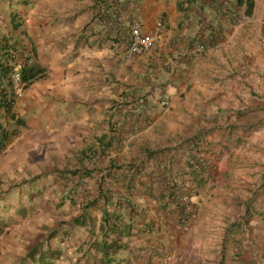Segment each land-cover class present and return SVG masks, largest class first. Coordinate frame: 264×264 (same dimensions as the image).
I'll return each mask as SVG.
<instances>
[{
	"label": "crops",
	"instance_id": "1",
	"mask_svg": "<svg viewBox=\"0 0 264 264\" xmlns=\"http://www.w3.org/2000/svg\"><path fill=\"white\" fill-rule=\"evenodd\" d=\"M251 1L248 15L247 0L242 6L226 0L239 23L220 26L216 47L194 59L173 43L194 46L217 26V8L208 0H40L37 19L34 1L23 12L22 27L34 40L40 72L67 73L75 92H84L64 115L105 122L100 139L124 153L119 160L145 161L130 198L140 218L130 228L123 264H162L163 249L170 251L167 259L181 263L186 249L195 247L197 264H232L236 256L264 264V0ZM130 20L156 31L157 40L126 62ZM165 97L170 103L162 108ZM103 107L105 114L99 113ZM110 122L119 129H110ZM193 137L216 160L201 188L180 172L188 157L186 141ZM160 172L196 189L190 225L177 222V205L156 200L152 177ZM169 211L175 218H164Z\"/></svg>",
	"mask_w": 264,
	"mask_h": 264
},
{
	"label": "rangeland",
	"instance_id": "2",
	"mask_svg": "<svg viewBox=\"0 0 264 264\" xmlns=\"http://www.w3.org/2000/svg\"><path fill=\"white\" fill-rule=\"evenodd\" d=\"M31 1L35 2L33 6L30 5ZM29 5L33 15L37 14L35 20L40 13V0H0V17L6 19L7 24L3 27L4 30L8 31V25L12 24L11 14L19 15L20 19L17 21L21 22V27L17 30L16 39L23 47L34 42L22 27L23 12ZM37 59L39 63L40 55ZM38 63L34 60L33 66L40 70ZM66 75L67 73L60 77L54 72H39L36 80L26 90L24 99L18 103L14 111L16 115L9 123L12 130L11 143L0 156V197L13 206V211L9 224L4 225L0 234V264H20L31 248L58 229H61L59 240L70 242L80 236L77 228L70 227V222L80 211L62 204L65 197L75 194L74 183L60 178L58 172L93 168L84 156L91 159V151H95V159L101 164H108L110 160H116L120 164L133 163L132 160H119V155L124 154L120 151H110L105 155L98 152L96 143L100 139L99 135L105 131V122H95L92 115L89 119L81 118L76 121L66 116L68 113L64 115L66 107L71 108L77 98H84V92L76 93L73 81L65 78ZM109 92L110 96L115 94L112 89ZM79 93L82 95L79 96ZM113 108L114 105L110 104L109 113ZM119 110L120 107L116 112ZM104 111L103 107L99 113L105 114ZM109 128L117 131L119 126L116 122H110ZM83 151L86 154H82ZM99 179L100 176L96 175L86 180L78 188L76 198L82 202L85 198L93 199L97 196ZM92 216L100 222L102 213L94 212ZM66 223L70 224V228L64 225ZM191 249L187 248L183 253L186 259L181 263L197 264L200 260L197 257L200 249ZM169 254L170 251L165 254L163 249L162 264L165 261L168 264H181L180 259H167Z\"/></svg>",
	"mask_w": 264,
	"mask_h": 264
},
{
	"label": "trees",
	"instance_id": "3",
	"mask_svg": "<svg viewBox=\"0 0 264 264\" xmlns=\"http://www.w3.org/2000/svg\"><path fill=\"white\" fill-rule=\"evenodd\" d=\"M244 2L245 0H237L239 6H242ZM252 9V1L247 0L246 13L250 15ZM0 13H2L1 10ZM11 18L12 24L8 25L9 30L6 31L3 29L7 25L6 19L0 17V53L7 54L8 50L11 48L17 49L20 44L16 37L14 38L13 36L21 27V22L17 21L20 19L19 15L12 13ZM9 72L10 70L0 71V87L3 86L5 76ZM39 72L40 70H38L37 66L24 69L23 80L27 84V89L36 80ZM3 114V106L0 105V128L4 127V130H0V156L11 143L12 139V130L9 128L10 120L7 118L3 120ZM105 140L106 137L99 139V145L97 146L98 152H101L103 155L111 151L112 142L109 141L108 145H105ZM186 145L188 157L185 168L180 172L182 173V177H190V179H193L196 187L201 188L207 181L202 177V172L194 168V160L195 154L201 151L200 146L203 144L198 137H193L186 141ZM94 152L91 151V159L84 155L88 162H90V165H93V168L85 167L74 171L65 170L58 172L60 178L74 183L75 194L65 197L62 200V204L69 205L71 208L80 211V214L70 222V227L77 228L79 231L78 235L80 236L77 240L68 242L67 240L58 239L59 235H61V229H58L55 233L51 232L44 241L31 248L20 264H123V254L127 250L128 239L132 237L130 228L140 218L136 204L131 199L137 190L134 184L135 178H139L144 172L143 165H145V161H141V163L120 164L116 160H110L108 164H101L96 161L97 154ZM82 154H86L85 151ZM147 154L149 158H153L155 153L148 152ZM153 174L154 172L151 173V175ZM96 175L100 176L97 185V196L93 199L85 198L80 202L76 198L78 188L86 180L92 179ZM160 177L161 172L156 177H152V183L158 187L159 194L156 200L167 205V202H170V200L164 192L166 183L161 181ZM33 182L35 181L33 180ZM173 182L176 181L173 180ZM4 200V198L0 197V234L3 232L4 225L9 224L11 212L13 211V206ZM164 208L165 212L167 208ZM179 210L180 208L178 207V212ZM94 212L102 213L101 220L100 222L98 221L99 223L92 216ZM174 215L177 214L171 211L165 215L163 214L164 218ZM176 218L177 222L181 224L179 217ZM70 224L66 223L64 225L69 227ZM68 234L69 232L66 235ZM70 244L75 245L71 246ZM63 247L65 248L62 249ZM65 249L66 251H64ZM78 255H81L79 259H77ZM232 264H246V262L241 256H236L232 258Z\"/></svg>",
	"mask_w": 264,
	"mask_h": 264
},
{
	"label": "built area",
	"instance_id": "4",
	"mask_svg": "<svg viewBox=\"0 0 264 264\" xmlns=\"http://www.w3.org/2000/svg\"><path fill=\"white\" fill-rule=\"evenodd\" d=\"M208 1L217 8V26L211 28L207 34H204L194 46H188L182 43L181 40H176L173 43L174 47L185 57L194 59L211 51L220 41L222 32L220 26L224 24L237 25L240 21V16L226 0ZM126 25L129 29V41L124 59L128 62L132 60L133 56L145 53L151 49L157 40V32L145 31L142 24L137 20L126 21ZM33 63V47L31 45L23 47L19 44L17 49L11 48L7 54L0 53V71L10 70L5 76L3 86L0 87V105L3 106V120L7 118L11 121L16 115L14 111L18 103L24 99L27 89V84L23 80V71L33 65ZM169 103V98L165 97L161 102L162 108H167ZM0 130H4V127L0 128ZM200 149L201 151L195 154L194 168L202 172L203 178L210 179L215 169L216 160L206 150L204 145L200 146ZM161 176L167 181L164 186L165 195L172 204L180 208L179 219L181 225H190L193 221L196 207L194 202V197L197 194L196 189L187 181L173 182L168 172H162ZM185 179L190 180V177L186 176Z\"/></svg>",
	"mask_w": 264,
	"mask_h": 264
},
{
	"label": "clouds",
	"instance_id": "5",
	"mask_svg": "<svg viewBox=\"0 0 264 264\" xmlns=\"http://www.w3.org/2000/svg\"><path fill=\"white\" fill-rule=\"evenodd\" d=\"M33 59H34V57H33ZM34 64V63H33ZM33 65H31L30 67H32ZM29 68V67H28ZM28 68H26V69H28ZM27 90V89H26Z\"/></svg>",
	"mask_w": 264,
	"mask_h": 264
}]
</instances>
